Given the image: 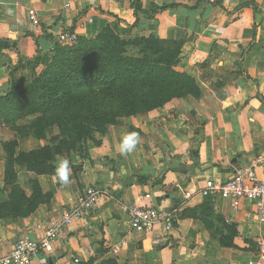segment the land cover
Instances as JSON below:
<instances>
[{
	"label": "crops",
	"instance_id": "0c3cea01",
	"mask_svg": "<svg viewBox=\"0 0 264 264\" xmlns=\"http://www.w3.org/2000/svg\"><path fill=\"white\" fill-rule=\"evenodd\" d=\"M139 1L147 13L178 6L151 19L140 14L137 21L131 0H0V42L8 43L0 47L2 95L9 90V74L24 89L44 72L54 46H63L57 41L60 33L92 40L108 25L128 38L181 41L175 69L190 76L201 92L199 98L174 99L110 126L100 145L88 142V159L77 161L81 170L75 175L65 157L58 167L60 181L17 169L25 194L31 196L35 181L45 201L26 217L0 220V258L20 239L42 238L61 210L73 206L86 188L95 187L115 201L101 199L59 235L52 252L33 264H100L109 259L117 264H264L258 246L264 241V226L257 222L254 203L243 200L235 210L229 200L201 195L207 179L224 182L238 167L264 154V3L253 0V8L251 0H219L222 7L211 6L217 0ZM30 10L37 13L39 27L29 22ZM135 22L130 32L119 31ZM17 64L16 71L7 69ZM133 133L134 147L122 151L124 138ZM11 141H18V152L43 146L37 147L31 137L19 141L1 125V188L6 165L1 143ZM256 175L264 181L260 169ZM143 177L145 182L139 183ZM9 198V190L0 193V203ZM132 204L175 209L179 216L171 231L160 227L136 233L122 209ZM122 240L126 246L112 255Z\"/></svg>",
	"mask_w": 264,
	"mask_h": 264
},
{
	"label": "trees",
	"instance_id": "16d2710c",
	"mask_svg": "<svg viewBox=\"0 0 264 264\" xmlns=\"http://www.w3.org/2000/svg\"><path fill=\"white\" fill-rule=\"evenodd\" d=\"M177 6L166 5L147 13L139 0L130 3L137 21L140 14L151 19ZM211 6L222 4L217 0ZM250 6H254L253 0ZM136 24L119 31L128 33ZM182 45L181 41L154 36L128 38L108 25L92 40L78 37L75 45L54 46L44 72L24 89H19L9 74V90L0 94V126L30 133L47 143L27 153L16 150V141L1 143L6 165L0 193L9 190L10 198L0 203V220L26 217L41 203L35 181L30 197L18 185L17 169L52 175L60 181L59 159L65 157L75 175L81 170L77 161L88 159V142L100 145L110 126L119 125L124 118L146 115L174 99L199 98L196 82L175 69ZM7 46V41L0 42V47ZM18 68V64L7 67L11 71ZM28 117L35 121L18 125ZM54 129L59 132L56 137L51 135ZM138 182L144 183L145 178ZM100 264L117 263L109 259Z\"/></svg>",
	"mask_w": 264,
	"mask_h": 264
},
{
	"label": "built area",
	"instance_id": "2783aa9c",
	"mask_svg": "<svg viewBox=\"0 0 264 264\" xmlns=\"http://www.w3.org/2000/svg\"><path fill=\"white\" fill-rule=\"evenodd\" d=\"M28 20L33 26L39 27L40 21L34 10L28 11ZM91 21V19L87 20V22ZM85 23L82 22L80 27ZM57 41L63 46H72L77 43L78 36L75 33L62 32L57 36ZM257 169H260L264 175V154L237 168L235 173L224 182L207 179L201 195L206 198L218 196L229 200L235 210L238 209L241 201H250L254 203L258 224L264 226V181L257 178ZM103 198L115 201L113 196L101 189L86 188L73 206L61 210L59 218L42 238L36 241L28 238L18 240L9 254L0 258V264H33L38 261L43 253L52 252L53 244L62 232L72 228L76 221L85 218ZM122 209L127 213L130 229L136 233H152L160 227L166 232L171 231L179 216L175 209L162 211L149 205H123ZM125 246L126 241H120L111 249V254L117 256ZM258 246L262 253L261 261L264 263V241L260 240ZM74 262L78 263L77 260Z\"/></svg>",
	"mask_w": 264,
	"mask_h": 264
},
{
	"label": "rangeland",
	"instance_id": "374dc122",
	"mask_svg": "<svg viewBox=\"0 0 264 264\" xmlns=\"http://www.w3.org/2000/svg\"><path fill=\"white\" fill-rule=\"evenodd\" d=\"M254 2V1H253ZM262 3H264V0H262ZM29 85V84H28ZM27 123L26 124H29V123H32V122H34L35 121V118L34 117H28L26 120H25ZM7 128H8V131L10 132V134H11V131L14 133V136H15V139H18L19 141H22V140H26L27 138H29V137H31V138H33L35 141H37L35 144L37 145V147H39L40 145H45L47 142H45V141H39L38 139H36L32 134H30V133H28V134H26L24 131H19V132H16V131H13V130H11V128L9 127V126H7ZM59 132H58V130L57 129H54L53 131H52V133H51V135L53 136V137H56V136H58L59 134H58ZM17 143H18V141H16ZM39 145V146H38ZM42 147V146H41ZM40 149V148H39ZM60 159H59V161H58V163H57V165H58V167H60ZM39 193V195H40V200H41V203H43L45 200H44V197H42V195H41V192L39 191L38 192ZM32 194H33V186H32ZM31 194V195H32ZM44 200V201H43Z\"/></svg>",
	"mask_w": 264,
	"mask_h": 264
},
{
	"label": "clouds",
	"instance_id": "9594fccd",
	"mask_svg": "<svg viewBox=\"0 0 264 264\" xmlns=\"http://www.w3.org/2000/svg\"><path fill=\"white\" fill-rule=\"evenodd\" d=\"M135 142H136V135L134 133L129 135V136H126L124 138L122 145H121V150L122 151H130L134 147ZM61 167L66 169L67 168V161H63ZM62 179L66 181L67 176L63 175Z\"/></svg>",
	"mask_w": 264,
	"mask_h": 264
},
{
	"label": "water",
	"instance_id": "95a60500",
	"mask_svg": "<svg viewBox=\"0 0 264 264\" xmlns=\"http://www.w3.org/2000/svg\"><path fill=\"white\" fill-rule=\"evenodd\" d=\"M239 168V167H238Z\"/></svg>",
	"mask_w": 264,
	"mask_h": 264
}]
</instances>
